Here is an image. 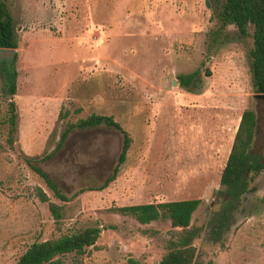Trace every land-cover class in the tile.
Wrapping results in <instances>:
<instances>
[{
	"label": "rangeland",
	"instance_id": "1",
	"mask_svg": "<svg viewBox=\"0 0 264 264\" xmlns=\"http://www.w3.org/2000/svg\"><path fill=\"white\" fill-rule=\"evenodd\" d=\"M222 3L6 0L18 43L13 99L19 123L15 147H0V264H14L33 242L94 225L105 228L95 247L66 254L61 264H158L169 219L141 225L105 210L182 199L200 200L192 223L202 229L196 244L212 264H264V169L251 183L253 190L241 197L222 244L211 243L205 230L221 207L219 177L193 175L191 161L168 154L179 135L186 141L192 136L190 119L208 124L209 111L192 107L195 95L218 100L232 120L254 107L248 56L252 28L240 37L228 26L223 43L216 41ZM9 57L2 54L0 61ZM196 69L199 78L189 92L176 76ZM2 84L0 73V146L6 131L1 124L6 111ZM61 108L69 113L58 123L51 155L35 163L69 198L58 231L47 203L33 190L39 186L52 201L63 202L20 153L42 154ZM91 113L112 115L130 135L123 162L122 135L116 130L73 129L60 142L68 122ZM113 174L114 180L98 189ZM143 228L158 233L148 236Z\"/></svg>",
	"mask_w": 264,
	"mask_h": 264
},
{
	"label": "trees",
	"instance_id": "2",
	"mask_svg": "<svg viewBox=\"0 0 264 264\" xmlns=\"http://www.w3.org/2000/svg\"><path fill=\"white\" fill-rule=\"evenodd\" d=\"M218 20L219 25L215 30L216 37L214 39L219 43H223L224 37L221 38V36L228 26H233L240 37L249 35V29L252 28V47L248 56L252 91L255 98L254 107L244 109L241 113L230 153L220 174L219 183L222 189L216 192L221 198V207L219 211L214 213L205 230L207 241L222 244L223 233L232 223L235 209L241 203V197L253 190L251 183L257 174L264 169V99L260 98V95L264 94V0H223L218 12ZM17 47L12 15L6 0H0V48L16 50ZM16 58L17 52L14 53L11 60L4 58L0 61V73L3 77L1 95L6 103V111L1 119V124L6 127L4 144L0 146L4 149H13L18 139L19 114L13 99L17 92ZM198 78L199 69L176 76L180 86L185 87L189 92L193 91L192 87ZM68 113V110L62 112L61 108L41 155L28 156L23 152L20 153L23 161L43 179L53 196L63 202V204H57L52 201L39 186L33 190V194L39 201L47 203L55 228L58 231H61L62 220L67 217L66 203L69 198L49 175L35 163L40 156L48 157L51 155L49 150L55 143L58 123ZM67 124L60 142L73 129L87 130L104 127L118 131L122 135V151L119 161L120 163L124 161L132 139L112 115L91 113ZM114 178L115 174L109 176L98 189L105 188ZM199 204V199H182L111 206L105 211L133 218L141 225L149 224L158 219H169L170 227L166 231L165 252L158 264H212V259L206 257L204 251L198 248L196 244L202 229L192 223V215ZM102 229L105 228L98 225L88 226L62 232L57 237L33 242L14 264H61L60 257L72 252L82 254L86 248L95 247ZM140 231L148 236L158 233L152 228H143Z\"/></svg>",
	"mask_w": 264,
	"mask_h": 264
},
{
	"label": "crops",
	"instance_id": "3",
	"mask_svg": "<svg viewBox=\"0 0 264 264\" xmlns=\"http://www.w3.org/2000/svg\"><path fill=\"white\" fill-rule=\"evenodd\" d=\"M204 98L203 95H195V99L198 101L192 102V107L206 108L209 111L207 126H204L201 118L194 120L193 117L192 120L190 119L189 130L192 136L186 141L181 137L182 134L179 135L180 141L176 142L174 149L168 150V154L170 157H182L186 161H191L196 170L193 175L209 177L215 173L220 180V174L230 153L242 112L232 120L231 114H228L230 110L223 108L218 100L203 101ZM200 103L202 106H199ZM203 104H207V107ZM182 139L185 147L181 145ZM180 147L183 149L181 150ZM206 180L209 181L208 178Z\"/></svg>",
	"mask_w": 264,
	"mask_h": 264
},
{
	"label": "water",
	"instance_id": "4",
	"mask_svg": "<svg viewBox=\"0 0 264 264\" xmlns=\"http://www.w3.org/2000/svg\"><path fill=\"white\" fill-rule=\"evenodd\" d=\"M15 52H16V50H14V49H2V48H0V56L2 54H10L9 59H11L13 57ZM173 84L176 85V80H173ZM260 98L264 99V94H261Z\"/></svg>",
	"mask_w": 264,
	"mask_h": 264
}]
</instances>
